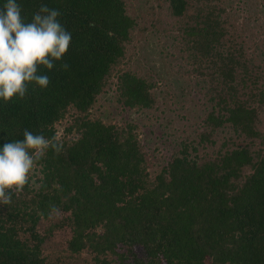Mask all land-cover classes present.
<instances>
[{
    "label": "trees",
    "instance_id": "1",
    "mask_svg": "<svg viewBox=\"0 0 264 264\" xmlns=\"http://www.w3.org/2000/svg\"><path fill=\"white\" fill-rule=\"evenodd\" d=\"M19 2L72 40L0 102V146L63 145L0 205V264H264V0ZM148 32L172 75L138 68Z\"/></svg>",
    "mask_w": 264,
    "mask_h": 264
},
{
    "label": "clouds",
    "instance_id": "2",
    "mask_svg": "<svg viewBox=\"0 0 264 264\" xmlns=\"http://www.w3.org/2000/svg\"><path fill=\"white\" fill-rule=\"evenodd\" d=\"M19 0H0V102L23 99L28 86L47 88L51 71L67 53L72 33L60 22L59 10L41 4L31 20L23 16ZM68 68L67 63L61 65ZM63 145L42 133L23 131L22 139L0 146V205L12 203L15 192L29 183L37 162L48 150L62 151Z\"/></svg>",
    "mask_w": 264,
    "mask_h": 264
},
{
    "label": "rangeland",
    "instance_id": "3",
    "mask_svg": "<svg viewBox=\"0 0 264 264\" xmlns=\"http://www.w3.org/2000/svg\"><path fill=\"white\" fill-rule=\"evenodd\" d=\"M241 11H239L240 14L243 13L244 5L241 4ZM238 9V7H237ZM260 11V10H256ZM161 32V31H160ZM154 32H151V34L148 32L146 34V39H144L140 34L136 37L137 39L139 36L143 38L141 41H139L137 44H134V46H131V54L134 55V59L137 61L138 68H141L142 70H149L151 67L154 69V72L156 74H166L168 76L172 75L170 71L168 70L166 64V57H165V51L163 48V40L162 42L159 41L157 36L153 35ZM158 36H162L160 34H157ZM146 66V67H144ZM137 116V115H136ZM64 125L62 123L57 124L58 134L59 136L62 134ZM155 139L151 140L150 146L153 150L154 147L157 146V143L155 142ZM34 172V171H32ZM56 244L55 242H51V245L49 246V250H55Z\"/></svg>",
    "mask_w": 264,
    "mask_h": 264
}]
</instances>
